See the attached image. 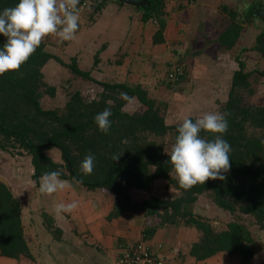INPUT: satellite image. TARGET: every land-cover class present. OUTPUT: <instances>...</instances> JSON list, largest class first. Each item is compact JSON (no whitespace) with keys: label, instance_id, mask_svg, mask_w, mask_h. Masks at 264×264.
<instances>
[{"label":"trees","instance_id":"16d2710c","mask_svg":"<svg viewBox=\"0 0 264 264\" xmlns=\"http://www.w3.org/2000/svg\"><path fill=\"white\" fill-rule=\"evenodd\" d=\"M147 1L145 18L162 19V0ZM18 3L19 0H0V11ZM100 7L98 5L94 11ZM256 8L249 13L259 12ZM224 9L232 18L238 16L227 6ZM241 31L239 24L231 23V28L218 36L219 49L233 50ZM6 40L0 34V48ZM52 60L69 68L74 76L102 88L92 87L86 96L85 92H74L63 110L44 108L43 98L46 95L54 98L57 93L56 86L46 81L43 71ZM237 61L240 68L234 73L226 100L220 103V113L228 114L229 125L223 139L231 145V167L221 173L226 177L224 180L209 179L190 190L181 189L169 174L172 171L168 163L170 157L164 151L165 146L175 142L179 126L167 123L168 103L150 98L148 90L140 84L129 86L98 81L91 72L83 71L76 59L66 63L50 53L44 41L19 71L0 76V149L13 156L31 157L36 181L43 173L60 169L61 179L111 192L115 196L111 217L137 211L151 220L144 230L146 241L161 227L192 226L201 234L192 250L197 259L223 252L238 257L240 264H255L254 245L257 243L247 223L264 230V103H245V94L256 93L254 73L245 71L246 65L239 58ZM256 73L264 77V72ZM186 74L177 90L169 81L168 89L180 93L188 76L187 67ZM121 92L140 102L137 112L132 113L129 102L120 99ZM106 101L113 103L109 105ZM108 107L112 123L108 134H104L99 131L94 117ZM200 135L212 139L215 134L201 132ZM53 149L61 152L62 162H56L48 154ZM89 153L95 156L94 169L85 176L80 172V163ZM113 155L120 158L114 161ZM157 180H165L166 188L175 191L171 198L152 195L142 202L132 199V189L152 192ZM202 196L229 213L232 221L217 228L210 220L196 216L193 209ZM21 212L12 190L0 182L2 255L16 257L24 246Z\"/></svg>","mask_w":264,"mask_h":264},{"label":"crops","instance_id":"0c3cea01","mask_svg":"<svg viewBox=\"0 0 264 264\" xmlns=\"http://www.w3.org/2000/svg\"><path fill=\"white\" fill-rule=\"evenodd\" d=\"M162 2V19H147L146 7L100 0L98 10L79 12V27L73 40L61 42L58 37L49 36L43 41L50 53L65 58L66 63L76 59L83 71L90 70L100 82L112 79L117 84H140L162 93L170 90L169 61L176 60L187 67L183 84L192 85L196 79L214 72L222 57H230L228 65L232 70L224 81L225 97L240 68L237 58L245 63V71L254 75L264 72V0ZM225 6L238 16L232 18ZM255 7L260 11L251 15L249 12ZM221 20L223 26L219 24ZM231 23L239 24L242 31L234 49L224 51L218 47V36L231 28ZM212 48L218 56H212ZM55 66L61 65L50 61L43 70L45 76ZM59 155L50 156L62 162L61 152ZM34 174L31 157L13 156L0 149V177L19 200L24 234V246L16 257L2 255L0 250V264H120L121 245L140 241L164 256L168 264H240L238 258L223 252L197 259L192 250L201 234H192L196 230L188 226L161 227L146 241L144 230L150 219L137 211L111 217L115 207L111 192L67 180L69 188L45 195L39 191L40 179L34 180ZM144 193L132 189L130 195L135 202H141L147 199ZM73 201L78 202V207L72 213L56 215L57 204Z\"/></svg>","mask_w":264,"mask_h":264},{"label":"clouds","instance_id":"9594fccd","mask_svg":"<svg viewBox=\"0 0 264 264\" xmlns=\"http://www.w3.org/2000/svg\"><path fill=\"white\" fill-rule=\"evenodd\" d=\"M79 0H19L13 7L0 11V34L7 38L0 48V76L6 72H17L35 53L43 40L56 36L61 42L71 41L79 27ZM94 98V97H93ZM120 99L131 102L134 98L126 92ZM111 105L112 101H106ZM111 108H105L94 117L99 131L108 134L111 128ZM227 113L205 112L194 121L185 118L177 127L175 142L165 146L170 157V175L181 189L190 190L197 184H205L209 179L224 180L221 173L230 170L231 145L223 139L228 130ZM201 132L215 134L214 138L202 137ZM120 156L113 155L114 161ZM95 156L91 153L80 163V172L87 176L94 169ZM62 170L57 169L42 174L39 191L45 195L63 191L71 185L61 179ZM78 202L59 203L56 215L72 213ZM261 254L254 255L258 260Z\"/></svg>","mask_w":264,"mask_h":264},{"label":"rangeland","instance_id":"374dc122","mask_svg":"<svg viewBox=\"0 0 264 264\" xmlns=\"http://www.w3.org/2000/svg\"><path fill=\"white\" fill-rule=\"evenodd\" d=\"M223 14L229 16L227 13H223ZM219 24L222 25V20L219 22ZM213 49L214 48H212L211 51ZM211 54L214 57L218 56L215 50H213ZM64 59L65 58H62V60ZM170 62L171 61L168 62V70H170L169 67ZM173 62H177V61L174 60ZM229 62H230V57L225 58L224 60L222 57L221 63L215 66L214 72L202 76V78L196 79L195 84L192 85L183 84L181 88L182 91L180 93L175 92L174 90H167L164 93H162V92L154 91L150 88H146L148 89L149 97L156 101H163V102L165 101L168 103V107L166 109V120L168 124H180L185 118L196 119L198 116H200L205 112L220 113V103L222 101H225L227 97V96L225 97V93H224L226 91L224 81L225 78L227 79L230 78V72L232 70V67L228 65ZM67 63H72V60L70 61L68 59ZM177 63L180 64V62ZM61 66H55L54 68H50L47 70L46 73L47 75L45 76V79L49 84L56 86L57 93H56V97L54 98H51L50 96L47 95L43 98L42 104L44 108L46 109L61 108L63 110L66 103L70 99V95L74 94V92L76 91H81L82 93L85 92L83 94L86 96V93L90 88L92 87H96L99 89L102 88L99 84L85 80L82 77L74 76L70 72L69 68L63 65ZM86 71H90V70H86ZM93 75H95V72H93ZM92 77L96 78L95 76ZM252 79L254 84L253 88L256 91V93L253 96L245 94L244 95L245 103H252V102L264 103V77L256 73ZM105 80H106L105 82H107V79ZM108 83L115 84L114 80L112 79H108ZM214 84L215 86H213ZM129 105L130 106H128V108L130 107L129 109L132 111V113L137 112V110L141 106L140 102L135 99H133L129 103ZM170 145L171 143L168 144V146ZM58 153L60 154L58 149H53L48 151L49 155L55 154L59 158L60 155ZM15 156H19V155H15ZM24 158L28 160V158L26 157ZM166 184L167 182L165 180L155 181L153 184L154 186L153 191L152 192L145 191L146 192L144 193L145 198L148 199L152 195L171 198L175 191L173 189H167ZM145 200L143 199V201ZM193 212L198 217H202L204 219L210 220L212 224L217 228L225 227L226 224L231 222L233 219V217L229 213L217 208L214 205V203L206 196L200 197L199 201L194 206ZM247 224L249 230L252 232L255 242L257 243L254 245L255 255L261 254L259 256V259L254 260V262L255 264H264V245H263L264 230L260 229L256 225L253 226L250 225L249 223ZM189 227L194 228V230H196L193 231L192 234L194 235L197 233L200 234L198 229H196L195 227L188 226V228Z\"/></svg>","mask_w":264,"mask_h":264},{"label":"built area","instance_id":"2783aa9c","mask_svg":"<svg viewBox=\"0 0 264 264\" xmlns=\"http://www.w3.org/2000/svg\"><path fill=\"white\" fill-rule=\"evenodd\" d=\"M100 0H79V12L94 11ZM170 70L167 72V80L177 90L179 82L186 74V66L177 62H170ZM120 264H168L164 256L154 250L144 241L135 244H122L120 247Z\"/></svg>","mask_w":264,"mask_h":264},{"label":"water","instance_id":"95a60500","mask_svg":"<svg viewBox=\"0 0 264 264\" xmlns=\"http://www.w3.org/2000/svg\"><path fill=\"white\" fill-rule=\"evenodd\" d=\"M121 1L127 5H131V6H137V7H147L149 6V3L147 2V0H118ZM261 15L264 17V13H261ZM0 182H2L5 185H8V183L6 182V180L2 179L0 177Z\"/></svg>","mask_w":264,"mask_h":264}]
</instances>
